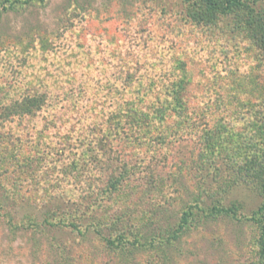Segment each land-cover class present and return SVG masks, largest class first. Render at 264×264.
<instances>
[{
	"label": "rangeland",
	"instance_id": "rangeland-1",
	"mask_svg": "<svg viewBox=\"0 0 264 264\" xmlns=\"http://www.w3.org/2000/svg\"><path fill=\"white\" fill-rule=\"evenodd\" d=\"M251 3L0 0V264H264Z\"/></svg>",
	"mask_w": 264,
	"mask_h": 264
},
{
	"label": "trees",
	"instance_id": "trees-1",
	"mask_svg": "<svg viewBox=\"0 0 264 264\" xmlns=\"http://www.w3.org/2000/svg\"><path fill=\"white\" fill-rule=\"evenodd\" d=\"M185 1H191V0H185ZM253 1L254 0H196V3L201 6L202 12L200 14V17L202 18V20H211L213 18L218 17L219 15L231 13L236 9H240V10L247 9L248 16H252L254 15L253 14L254 8L251 6L252 4L251 2ZM260 42L264 43V36H262ZM32 101L34 102L33 105L36 106L35 107L36 109L41 107V103L39 102V100L33 98ZM25 109H22L23 111L22 113H24V111L27 112L31 111L30 108L28 107H26ZM259 244L262 249V256L264 257V223L262 224L261 234L259 237Z\"/></svg>",
	"mask_w": 264,
	"mask_h": 264
}]
</instances>
